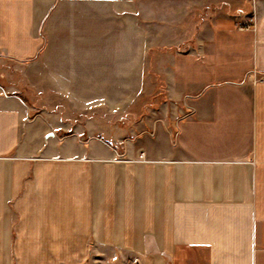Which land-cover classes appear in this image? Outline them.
<instances>
[{"label": "crops", "instance_id": "1", "mask_svg": "<svg viewBox=\"0 0 264 264\" xmlns=\"http://www.w3.org/2000/svg\"><path fill=\"white\" fill-rule=\"evenodd\" d=\"M215 2L169 62L175 109L133 123L137 0H0V61L42 85L0 83V264H264V0Z\"/></svg>", "mask_w": 264, "mask_h": 264}, {"label": "rangeland", "instance_id": "2", "mask_svg": "<svg viewBox=\"0 0 264 264\" xmlns=\"http://www.w3.org/2000/svg\"><path fill=\"white\" fill-rule=\"evenodd\" d=\"M215 1L137 0V5L142 10L143 17L147 20L149 38L152 41L150 44L151 52L149 54L148 76L143 97L135 102L136 104L133 106L135 108L131 114L133 123H139L141 120L147 119L153 110L161 108L175 109V101L168 92L166 77L169 70V62L176 53L187 52L191 47L190 42L193 39H197L200 33L205 30L208 31L209 26L212 27L214 25L215 12L221 7ZM15 68L0 61L1 85H10L12 88H17L19 89L18 93L25 97L29 96V94L38 95V89L40 90L42 85L37 87L27 84L23 73L20 71V74H18ZM11 71L16 72V74ZM39 95L41 94L39 93ZM36 103L37 105H44L43 97L42 101H36ZM53 103L52 109L56 106L55 102ZM57 107L60 110L66 111V118L72 119L73 124H77L76 122L82 120L86 122L93 119V117L105 126L110 124L107 128L115 124L113 122L114 118L108 114L104 116L103 111H99L96 115H92L94 113L92 111L75 113L71 110L74 107L70 106L69 102L64 99L57 100ZM119 135L116 136L119 137ZM87 264L103 263L100 260L96 261L90 258Z\"/></svg>", "mask_w": 264, "mask_h": 264}, {"label": "built area", "instance_id": "3", "mask_svg": "<svg viewBox=\"0 0 264 264\" xmlns=\"http://www.w3.org/2000/svg\"><path fill=\"white\" fill-rule=\"evenodd\" d=\"M243 28H245V27L243 26ZM246 28H248V26H246ZM138 160L139 161H145L146 160V153L144 151H140ZM136 264H142V263H136Z\"/></svg>", "mask_w": 264, "mask_h": 264}]
</instances>
